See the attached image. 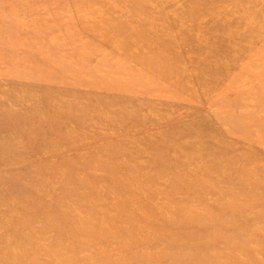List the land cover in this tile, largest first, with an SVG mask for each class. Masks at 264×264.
Wrapping results in <instances>:
<instances>
[{
    "label": "rangeland",
    "instance_id": "obj_1",
    "mask_svg": "<svg viewBox=\"0 0 264 264\" xmlns=\"http://www.w3.org/2000/svg\"><path fill=\"white\" fill-rule=\"evenodd\" d=\"M0 264H264V0H0Z\"/></svg>",
    "mask_w": 264,
    "mask_h": 264
}]
</instances>
